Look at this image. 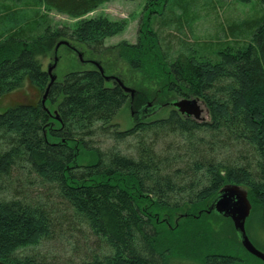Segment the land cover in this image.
Wrapping results in <instances>:
<instances>
[{
  "label": "trees",
  "instance_id": "16d2710c",
  "mask_svg": "<svg viewBox=\"0 0 264 264\" xmlns=\"http://www.w3.org/2000/svg\"><path fill=\"white\" fill-rule=\"evenodd\" d=\"M111 1L0 0V101L26 86L41 94L0 113V262L261 264L234 229L235 247L213 236L216 221H231L207 211L224 186L245 190V230L264 252V0H254L255 18L231 21L217 11L223 0H146L137 43L107 48L104 40L127 22L85 16ZM168 5L165 23L154 22L159 32L173 26L193 38L153 29L154 8ZM199 10L215 21L214 36L195 35ZM51 12L77 22L54 30ZM64 39L99 54L116 51L148 80L154 108L169 107L167 116H138L117 130L112 122L130 96L107 86L104 68V76L94 69L67 74L42 105L49 78L41 59ZM133 86L132 104L139 102L131 109L140 112L146 90ZM181 99L198 100L207 119L180 115L171 104ZM100 136L112 145L95 146ZM81 148L85 165L78 164Z\"/></svg>",
  "mask_w": 264,
  "mask_h": 264
},
{
  "label": "rangeland",
  "instance_id": "374dc122",
  "mask_svg": "<svg viewBox=\"0 0 264 264\" xmlns=\"http://www.w3.org/2000/svg\"><path fill=\"white\" fill-rule=\"evenodd\" d=\"M176 1V3L180 4H192L196 0H170V2ZM218 1V0H215ZM225 3L223 10L218 9L219 16L222 14V12L225 10V15L227 16L228 20H235L240 18H247L250 17L251 19L255 18L254 15V7L256 5L254 0H249V2L246 1H240L235 0L233 5L231 4L232 0H223ZM146 6V0H134V1H126V0H112L109 3H106L102 6H100L95 11L87 14L85 17H100L104 16L107 17L109 20H125L127 22V26L124 29V31L121 34H118L114 37L107 38L104 40V46L105 47H113L121 42H125L127 44H136L137 43V37H138V30L139 26L142 22V19L145 17L146 11L144 12V7ZM191 8V7H190ZM189 8V9H190ZM168 9L169 5L166 6V9H162L161 7L154 8L155 14H153L149 19L150 23L158 22V23H165L167 16H168ZM194 8L191 9L190 14H194ZM197 16L195 24L193 25L194 32L196 36L201 37L202 35L206 36H214L215 30V21H211V19H206V17L203 15V10H199L196 12ZM190 15V16H192ZM50 18V24L54 30L63 28V27H69L70 29L72 26L77 22V20L69 18L62 14H57L55 12H51L48 14ZM225 19V17H224ZM223 19V20H224ZM9 25V24H8ZM3 27L4 29L6 28ZM153 29L159 32L157 23H154L152 25ZM171 28H167L165 30H162L159 32L161 36H167V35H174L176 38L179 36L176 32L173 26H170ZM209 33L207 34V32ZM186 32V31H185ZM188 32V31H187ZM186 32V36H182L179 38H182L184 40H190V38H193L191 34ZM61 41L66 42L68 45H60L56 52V46ZM60 42L56 43L54 48L50 51H48L47 55L42 57L41 59V65L42 70L46 72L47 68L49 66H52L54 63V57L57 58V62L55 64V67L52 70V75L56 77V82L60 83L64 80V77L75 71H86V70H97L93 63H98L99 66L103 69L107 70L106 76L118 78L120 81L123 82L124 86L129 88H133L135 91V87L133 86L134 83L140 84L143 89L148 91L149 93L144 92L147 94V105H150L151 107H154L153 100H150V89L147 88L150 86L148 83V80L144 78L143 74L137 72H131L129 67L117 56L116 51L111 52H105V53H96L94 50H90L88 47H86L83 44L64 39ZM53 53V55H52ZM54 53H56L54 55ZM82 55L81 58H79L78 55ZM104 71V70H103ZM105 72V71H104ZM111 72V73H110ZM119 72V73H118ZM121 76V77H120ZM112 82L107 84L108 87L112 86ZM126 84V85H125ZM133 84V85H132ZM41 94L32 86H26L23 89L12 92L5 98H3L0 101V113L4 112L6 109L11 108L15 105H21V104H28V103H35L40 99ZM131 98L128 99L127 104L120 110V112L117 114L115 119L113 120L112 124L116 126L117 130L124 131L130 128L135 122L134 119H136V116L132 117L131 115V107H135L134 105L137 104L139 101L136 100V102H133L132 104ZM47 98L44 102V104H48ZM134 101V100H133ZM165 107V106H164ZM159 109L157 112L152 113L148 115L147 118L149 119H155L159 117H165L167 116L169 112V107ZM203 109L202 118L203 120L207 119V114L204 112V107H201ZM51 110V109H50ZM48 110V114L51 118H54V112ZM133 110V109H132ZM94 145L106 149L112 145V141L106 139L105 137H96L93 138ZM131 142L128 141L127 143ZM119 150L124 151L123 145H119ZM86 153L85 149L81 148L79 150V159L78 164L79 165H85L87 164V158L83 154ZM213 236L220 235L219 240L222 238H226V243L229 244L231 247L237 246V239L235 237V234L233 233V228L230 222L227 220H220L216 221L212 227ZM226 234V235H225ZM217 239V238H215ZM260 251V250H259ZM236 254L239 257L245 256V254L240 250L239 247H236L234 249ZM264 253L262 250L260 251ZM260 261V260H259ZM261 264H263L260 261Z\"/></svg>",
  "mask_w": 264,
  "mask_h": 264
},
{
  "label": "water",
  "instance_id": "95a60500",
  "mask_svg": "<svg viewBox=\"0 0 264 264\" xmlns=\"http://www.w3.org/2000/svg\"><path fill=\"white\" fill-rule=\"evenodd\" d=\"M60 45L68 44L64 41H61L59 44H57L55 52ZM78 56L79 58H81L82 55L79 54ZM56 62L57 58L54 57V63L52 64V66H49L46 70L49 82L42 97V105H44L50 87L56 82V77L52 75V70L55 67ZM93 65L95 66L97 71L104 76V71L99 66V64L93 63ZM104 80L105 82H112L113 84L118 85L124 91V93L129 94L131 99L134 98L135 91L129 87L124 86L123 82L120 81L118 78L104 76ZM171 106L175 110H177L178 113L182 116L191 118L195 121H203V118L201 117L203 109L201 108L200 103L196 99H181L173 102ZM157 110V107L154 108L148 105L137 114L134 110H132L131 115L132 117H134L135 115H137V117L148 116ZM209 212H213L218 216L229 219L232 223L236 237L239 243L241 244L242 248L248 254L260 260L264 264V253L260 252L252 245L245 230V223L251 212V205L247 199V193L245 190L237 186H224L218 192V195L216 196L215 200L209 206L207 213ZM0 264L5 263L0 262Z\"/></svg>",
  "mask_w": 264,
  "mask_h": 264
},
{
  "label": "flooded vegetation",
  "instance_id": "af4514ba",
  "mask_svg": "<svg viewBox=\"0 0 264 264\" xmlns=\"http://www.w3.org/2000/svg\"><path fill=\"white\" fill-rule=\"evenodd\" d=\"M147 106H148V105H147ZM159 106H160V105H159ZM150 107H151V106H150ZM160 107H161V106H160ZM160 107H159V109H160ZM159 109H158V110H159ZM158 110H157V111H158ZM157 111H155V112H157ZM135 112H136V114H137L139 111H135ZM155 112H154V113H155ZM135 116H136V119H137V118H138L137 115H135ZM136 119H134V120L136 121ZM135 121H134V122H135ZM260 251H261V250H260Z\"/></svg>",
  "mask_w": 264,
  "mask_h": 264
}]
</instances>
